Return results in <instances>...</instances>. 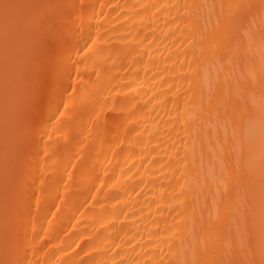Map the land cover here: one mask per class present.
Here are the masks:
<instances>
[{"label":"bare ground","instance_id":"bare-ground-1","mask_svg":"<svg viewBox=\"0 0 264 264\" xmlns=\"http://www.w3.org/2000/svg\"><path fill=\"white\" fill-rule=\"evenodd\" d=\"M43 2L72 5L79 4L81 0H43ZM83 2L94 5L95 13L101 11V4L110 5L111 7L103 9L109 15L86 19L80 24L69 8L62 43L49 40L39 53H35L31 42L25 40L19 67L22 81H27L32 72L34 57L38 55L43 86L46 90L54 87L58 71L64 86L67 87L68 74L67 71H62V67L71 65L73 61H83L76 65L82 75L86 71L85 64L88 70L92 69L94 63L112 67L113 74L126 77L123 83L132 84L133 88L124 89L119 94L113 93L116 96L115 103L121 108L113 109L110 102L98 126L95 123L89 124L90 119H95L91 113L93 89L90 84L81 86L78 83V90L73 98L67 100L65 97V101L69 104V110L62 109L66 112L65 117L61 118L65 123L61 124L56 120L55 116L58 113L54 108L50 113L47 106L44 107L42 127L52 134V140L56 143H49L51 160H46L42 156L36 158L37 176L41 175L44 168H47L48 175L56 172L59 192L57 193L55 188L51 191L40 188L37 179L41 206L39 211H36L33 200L32 214L36 228L34 242L41 251L32 258L41 262L48 260L49 264H54L57 258L65 261V264L88 259L89 257H85L75 244L72 245V249L67 247L75 240L83 248H87L89 242H92L94 250L89 253L92 258L91 264H112L113 258L117 261L123 258L129 262L139 260L140 264H144L145 259L148 258L143 255L126 250L117 257L115 252L121 249L113 247L114 243H121V248L127 249L122 240H127L132 234L138 233V239L147 240L149 234H152L153 241H168L166 244H154L148 248L154 254L151 258L155 261H163V264H183L184 261H187V264H205L219 258V253L224 254L225 260L233 259L235 224L232 217L236 215L234 175L225 176L228 186L226 193L224 183L208 177L206 169H200L198 156L196 165L190 164L187 169L183 164L172 163L185 154V148L192 147V134L195 129L199 128L203 134L205 126L210 127L215 122L213 114L206 109L203 111L200 109V100L203 96L205 103L207 101L209 85L215 76V69L212 66L219 61L227 64L229 60V54L223 50L219 31L216 28V15L211 14V19L207 22L206 19L195 18L188 22L187 27L191 29V43H188L181 33L165 39L164 34L170 29L164 28L163 20L155 19L152 27L155 28V35L159 39L152 49H147L132 37L138 33H150L151 28L146 27L149 21L147 19L141 21L139 17L128 19L122 13L128 12L130 8L135 12L137 9L133 6L138 4L196 3L219 6L246 2V0H83ZM117 5H122L124 8L112 12V8ZM118 12L121 14L118 15ZM216 12H219V7ZM88 13L94 15L91 7ZM171 14L176 16L183 13L173 10ZM129 15L131 16L132 13L130 12ZM204 15L207 18L210 14L205 12ZM97 20L103 25L100 34L104 35L107 32V36L103 42L94 47H99L103 51L93 55L91 60H85L84 57L89 54L84 53L83 49L86 42L91 43L89 33L96 32ZM174 28L175 26H172V29ZM181 40L185 43L181 44ZM235 40L243 53L248 45V36L245 35L244 28L237 29ZM49 43L51 46L48 45ZM156 45H159L158 50ZM78 51L80 55H77ZM148 52H151V58L155 63H149V56L146 54ZM182 52H187V60L191 63V67L187 63H180L185 60V56L180 55ZM69 55L71 60L68 59ZM249 55L253 71L244 69V78L252 84V94L259 104L262 75H264L262 68L264 53L258 41L253 45ZM136 58L142 59L144 64H134ZM119 65H124L127 71L121 68L116 72L115 69ZM173 68L176 69L175 72L171 71ZM68 71L72 72L73 81H76L75 68L70 67ZM239 72L240 69L237 68V73ZM156 73L159 75L153 80L152 77ZM185 76L189 79L185 80ZM87 79L88 77L84 76V80ZM92 79L94 80L95 77ZM164 81L168 83L165 84ZM189 88H191L190 92L187 91ZM137 93L139 96L136 100L124 99V97L131 98ZM153 96L156 98L151 99ZM189 98L195 100V103H189ZM59 99L60 97L57 96V102ZM145 104L146 107H141ZM133 105H136L139 111ZM169 119L174 123L165 124L164 121ZM0 127H2V108H0ZM81 127L85 134L89 127L93 129L90 138L93 151L84 154L83 163L71 159L79 147L76 141L82 139L79 135ZM133 128L136 131H132ZM181 128L184 131H181ZM231 131L230 128L229 134ZM185 132L189 133V139L182 145L180 137L184 136ZM223 134V129H220V135ZM235 134L241 145H244L246 126L242 114L237 119ZM73 135H75L74 140ZM138 137L142 138V142L137 139ZM173 144L175 147L172 146ZM152 148H156V151L152 152ZM178 151L179 155H177ZM198 151L197 146V153ZM153 159L160 163H150ZM189 159L191 160V152ZM69 160L77 165L75 169H70L73 172L72 180H67L64 172V165ZM109 160L111 164L108 163ZM93 167L94 171H92ZM239 175L241 196L247 194L251 179L255 180L258 191V177L251 178L243 170ZM60 177L67 181V191ZM101 181L104 186L102 191L97 192L96 189L101 187ZM58 195L64 199L57 198ZM93 195L100 201L99 203L91 199ZM131 212H136L137 215L132 216ZM41 236L44 237L43 240L40 239ZM29 238H32L31 231ZM2 243L3 236L0 229V254H2ZM60 248L64 249L63 253L58 250ZM76 252H80V255L76 256ZM52 253H55V256H52Z\"/></svg>","mask_w":264,"mask_h":264},{"label":"snow or ice","instance_id":"snow-or-ice-1","mask_svg":"<svg viewBox=\"0 0 264 264\" xmlns=\"http://www.w3.org/2000/svg\"><path fill=\"white\" fill-rule=\"evenodd\" d=\"M93 9L94 15H89L88 9ZM110 5H100L101 11L95 13V6L88 5L81 0L79 4L66 5L59 2H43V0H0V108H2V127H0V229H2L3 243L2 254H0V264H49L48 260L41 262L39 259H33L37 252L41 251L35 245V218L33 217V200L35 201L36 211L41 206L40 195L37 192V179H39L40 188H47L51 191L53 188L59 192L56 172L48 175L47 168L42 169L41 175L37 176L36 158L43 157L51 160L49 143H56L52 140V134L42 127L43 110L47 106L51 113L53 108L58 113L56 120L61 124L65 120L66 112L69 110V104L65 101L71 100L77 92V84L81 86H92L91 113L95 118L90 119L89 124L95 123L97 126L104 118L105 110L112 103L113 109H120L121 106L115 103L116 96L113 93H122L124 89L131 90L132 84L123 83L126 77L113 74V68L107 67L102 63H94L91 70L82 75L79 67L76 65L83 61H73L71 65H63L62 71H67L69 83L64 86L62 76L58 71L55 85L51 90H46L43 86L40 59L34 57L32 72L26 82L20 77L19 67L23 56V43L28 40L32 44L33 51L39 53L40 49L45 46L49 40L56 43H62L63 29L66 27L67 10L71 8L76 15V19L83 24L86 19L91 20L98 17H107L109 13L103 11ZM137 9L132 12H123L125 18L134 19L139 17L141 21L147 19L149 23L146 27L151 28L148 34L138 33L132 39L143 45L147 49H152L155 42L159 39L155 35V28L152 25L155 19H161L164 22V28L170 29L166 32L165 39L175 36L176 33L184 35L191 43V29L187 27L188 22L193 18L206 19L210 21L211 14L216 15V28L219 31V37L222 42L223 50L229 54L227 64L219 61L212 67L215 69V76L210 82L208 97L205 103L203 96L200 100V109L207 110L215 117L212 126H205L203 134L199 128L195 129L192 134V147L185 148V154L178 161L185 166V169L191 164L195 166L197 156L201 170L206 169V175L224 183V191L227 193L228 186L225 176L234 175V188L236 190L235 212L232 217L235 224V244L233 248V259L225 260L223 253H219V258L205 262V264H264V75H262V86L260 89L259 104L256 103L252 94V84L244 78V69L249 72L253 71V65L250 60V50L253 45L259 42V46L264 53V0H246L231 4H178L171 5L167 3H149L138 4L133 6ZM219 7V12H216ZM124 6L117 5L112 8V12L122 10ZM175 10L182 15L173 16L171 13ZM132 13L130 16L129 13ZM205 12L210 15L205 18ZM121 14L120 12L117 13ZM110 23V21H108ZM183 25V27H182ZM172 26H175L172 29ZM103 25L97 20L96 32L89 33L91 43H85L83 52L89 55L84 57L85 60H91L93 55L103 51L97 46L105 40L107 32L100 34V28ZM244 28L245 35L248 36L247 49L241 53L237 41L235 40L237 29ZM127 39V37H121ZM185 43L184 40L180 41ZM158 50L159 45H156ZM81 53L78 51L77 55ZM149 56V63H155L151 58V52L146 53ZM131 55V53H129ZM180 55L185 56L181 64L191 63L187 60V52ZM215 55V53H213ZM139 57V53H138ZM71 60V56H68ZM171 59V57H169ZM176 61H173L175 63ZM134 64L143 65L144 61L136 58ZM75 68L77 80L73 81L72 72L69 68ZM121 68L127 71L124 65L116 67L115 71L119 72ZM237 68L240 72L237 73ZM262 68H264V59H262ZM168 71V69H165ZM171 71L175 72L173 68ZM221 73L223 75H221ZM159 73L153 75L155 80ZM84 76L88 79L84 80ZM95 77L93 80L92 78ZM185 80L189 79L187 76ZM165 84L168 81H164ZM188 92L191 88L187 89ZM57 96L60 97L57 102ZM139 93L131 98L124 97L126 101L136 100ZM153 96L151 99H155ZM151 101H149L150 103ZM189 103H195V100L189 98ZM143 105L141 107H146ZM134 108H139L133 105ZM64 109V110H62ZM122 110V109H121ZM243 115L246 126V141L241 145L235 134V126L238 117ZM51 119V116L49 117ZM165 124H173L174 121L169 119L164 121ZM55 127V126H53ZM231 128V134L229 129ZM220 129H223V136L220 135ZM93 129L88 128L87 134L84 133L83 127L79 132L82 139L76 141L79 145L72 156V160L83 163L84 154L93 151V144L90 142ZM132 131H136L135 128ZM181 131H184L181 128ZM179 135V134H178ZM47 138V139H45ZM67 139V134L65 136ZM72 139H75L73 135ZM138 140L142 138L138 137ZM189 139V133L185 132L180 137L183 145ZM71 143V141H69ZM175 147V145H172ZM197 146L199 151L197 153ZM152 152L156 148H152ZM191 152V160L189 159ZM179 155V151L177 152ZM111 164V161H108ZM150 163L157 164L160 161L153 159ZM135 166V165H133ZM169 167L170 165H164ZM77 165L71 160L64 165V172L67 180L73 179V172ZM94 167L92 171H94ZM243 170L249 177H258V191L254 179L248 184L247 194L240 195L241 176L239 173ZM131 171V169H129ZM99 179V177H97ZM60 181L65 184L67 191V181L60 177ZM143 181H141L142 183ZM101 187L96 191L100 192ZM163 187V185H161ZM139 195V193H138ZM63 200L62 196L58 197ZM97 200L96 196L91 197ZM179 199V197H176ZM155 203V201H154ZM231 206V205H230ZM57 207H59L57 205ZM142 211V210H141ZM162 211V209H161ZM54 215V214H53ZM136 216V212H131ZM127 216V214H125ZM30 231L32 238L30 239ZM47 235V230H44ZM127 235V234H126ZM138 233H134L122 243L127 249L121 248V243H114L116 251L115 256H121V253L130 250L137 255H143L144 264H163V261H155L153 253L148 250L151 245L166 244V240H152V234H149L147 240L138 239ZM44 239L43 236L40 237ZM75 244L80 252L84 253L88 259H80L74 264H91L90 251H93L92 242H89L87 248L81 247L75 240L68 244L67 247L72 249ZM64 252L63 248L58 249ZM139 250V251H138ZM80 252L75 255L79 256ZM55 256V253H52ZM242 257V258H241ZM54 264H65V261L57 258ZM112 264H140L139 260L129 262L126 259H112ZM183 264H187L184 261Z\"/></svg>","mask_w":264,"mask_h":264},{"label":"rangeland","instance_id":"rangeland-1","mask_svg":"<svg viewBox=\"0 0 264 264\" xmlns=\"http://www.w3.org/2000/svg\"><path fill=\"white\" fill-rule=\"evenodd\" d=\"M48 45H50V43L48 44ZM51 46V45H50ZM49 48V47H48ZM49 50V49H48ZM49 52H51V50H49ZM49 52H47L48 54H49Z\"/></svg>","mask_w":264,"mask_h":264}]
</instances>
